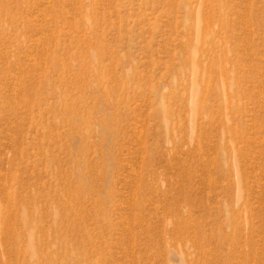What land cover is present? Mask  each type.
<instances>
[{"label": "rangeland", "instance_id": "374dc122", "mask_svg": "<svg viewBox=\"0 0 264 264\" xmlns=\"http://www.w3.org/2000/svg\"><path fill=\"white\" fill-rule=\"evenodd\" d=\"M0 264H264V0H0Z\"/></svg>", "mask_w": 264, "mask_h": 264}]
</instances>
